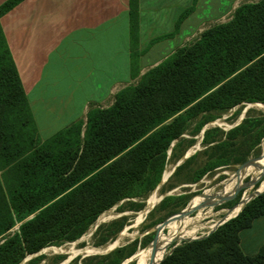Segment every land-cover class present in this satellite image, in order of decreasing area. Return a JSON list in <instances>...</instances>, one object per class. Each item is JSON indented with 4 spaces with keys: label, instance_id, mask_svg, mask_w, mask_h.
Instances as JSON below:
<instances>
[{
    "label": "trees",
    "instance_id": "1",
    "mask_svg": "<svg viewBox=\"0 0 264 264\" xmlns=\"http://www.w3.org/2000/svg\"><path fill=\"white\" fill-rule=\"evenodd\" d=\"M20 1H4L0 16ZM130 8L135 33L137 0H130ZM244 102L264 103V0L242 3L227 22L203 30L193 43L178 47L116 92L111 105L91 107L85 121L77 120L44 140L38 136L0 25V264H18L27 254L75 241L103 211L123 199L147 196L189 119L201 117L200 132L209 119ZM256 121L264 126L262 119L251 122ZM248 122L249 117L242 119L226 133L229 140L220 139L212 148L233 146ZM213 130L221 129L205 130L202 142ZM262 136L264 130L253 145ZM178 146L179 142L172 146V155ZM218 157L199 168L194 180L228 163V158ZM235 197L237 202L239 194ZM173 198L166 196L162 202ZM261 215L264 192L207 236L176 245L158 264H264V243L254 255H247L239 238V232ZM16 224L18 228L6 235ZM103 228L99 225L94 236ZM107 240L103 235L94 245ZM133 249L124 254L125 248H115L83 262L120 264ZM78 257L68 264H78Z\"/></svg>",
    "mask_w": 264,
    "mask_h": 264
},
{
    "label": "crops",
    "instance_id": "2",
    "mask_svg": "<svg viewBox=\"0 0 264 264\" xmlns=\"http://www.w3.org/2000/svg\"><path fill=\"white\" fill-rule=\"evenodd\" d=\"M6 0H0V5ZM240 0H137L132 33L130 0H22L0 25L39 133L44 140L91 107H107ZM254 255L264 243V215L239 232Z\"/></svg>",
    "mask_w": 264,
    "mask_h": 264
},
{
    "label": "rangeland",
    "instance_id": "3",
    "mask_svg": "<svg viewBox=\"0 0 264 264\" xmlns=\"http://www.w3.org/2000/svg\"><path fill=\"white\" fill-rule=\"evenodd\" d=\"M256 1L258 0H240L238 2V6H240L242 3L245 2H256ZM234 10H232L223 19L210 22L205 26L203 30L208 29L217 24L227 22L229 19H231ZM202 31L194 35L193 37L189 38L188 40H186V42H184L180 47L193 43L195 40H197L200 37ZM240 116H243V119L249 117L250 122H248L247 127L242 129L239 135L233 139V146H228L227 144L225 147L219 150H216L215 147L212 148V146H214V144H216L220 139L225 141L229 140L225 138L226 133L230 128H232L233 125L236 126L235 124H237ZM263 116H264V108L260 105L257 104L248 105V103L245 102L238 104L235 107L228 110L227 112L220 115V117L209 119V122H207L209 124L205 123L207 124L206 130L213 129L215 127H219L221 129L220 131L217 130L211 131L209 133V137H208L209 139L207 142H202L203 139L199 141L201 138V133L198 132V124L201 120L200 119L201 117H196V118L194 117L189 119L187 122V128L182 134V136L174 140L173 143L171 144L168 150V155L164 169L167 167L172 169L174 164L179 160L182 154H184L185 151L189 149L194 151L191 154V155L194 154V156L188 161H186L187 158L184 159L177 167L176 172L174 171L171 175H169L167 180L164 183L160 184L157 189H155L156 186L153 188V190H156L158 194V200L148 212H146L143 216H141L138 219V221L136 220L138 212L144 209L146 205L147 197L151 194L153 190L150 191L147 196L132 197L121 200L114 206L102 212V213L107 212L108 214H110V216H108L106 219L100 222H98L97 219L96 220L97 222L95 221V223L92 224L89 227V229L78 240L72 242H65L61 245L75 243L76 247H83L85 245H89L94 248H101V250H96V251H104L107 248L111 247V246L106 247L109 243L118 240L120 242L116 245V248L119 247L125 248L123 252L124 254H126L131 248H134L132 251L133 253L127 257H124L123 260L120 262V264H122V262L129 259L133 255L134 257L131 258L129 261H127L125 264H143L142 261L143 255H139L135 257V253L138 250L146 249L149 246L153 245L154 243L160 242V240L164 239L165 241H167L169 234L167 231L168 227L166 224L168 223L169 220H172L175 217L167 220L164 223L163 228H161V226L158 227L159 230L157 232L156 227L161 222L166 220L168 217L177 214L178 212L183 210L184 207L195 202L200 196L202 197L203 195L209 194L210 192L219 190L221 188V183L229 179L228 178L229 175L233 173L242 163L252 158H257V159L260 158V156L263 154L264 136L260 138L257 145H253V143L255 142L256 135L259 134L262 130H264L263 129L264 126L259 127V122L256 121L254 124H252L251 121H255V119L256 120L262 119V121L264 122ZM214 120H216V122H212ZM205 124H203L200 127V131ZM39 136L42 137L43 134L39 133ZM176 142H179L178 150L175 152V154L172 155L171 154L172 146ZM218 156H223L224 158H228V163L221 164L219 166L211 168L210 170H207L206 173H204L198 180H194L197 172L199 171V168L203 167L204 165L210 163L213 160H217L219 158ZM250 174L253 175V178L251 176H248ZM250 174L240 175L239 180L237 179V176H235L237 181H239V185L242 184L241 189L237 193L239 194V198L237 201L240 200L242 195L243 198L244 197L249 198L251 193L259 186L264 176L262 172H257L256 174L252 172ZM234 190H229L223 196L232 195ZM166 196H171L174 198L167 200L163 203L162 200ZM235 198L236 197H233L232 199L218 205L216 209L218 207H225L226 209H222L216 213H213L211 210L203 212L205 210V207L204 208L201 207L198 213L195 214L194 217L188 219L187 222L185 223L186 226L187 225L191 226V224L192 225L196 224L197 226L194 227H197V229L186 228L180 233L176 234V235H180L178 237L180 238L179 239L180 241L177 242L181 243L182 241L191 238L200 239L207 236L210 232L214 231L219 225H216L215 227H213V225L217 224L221 220V217H223V215L229 213V211L227 210L228 208L232 207L235 203H237L235 201ZM216 199L217 198L215 196V199H212V201H215ZM183 202H186L184 206H182ZM212 205L213 204H209V206ZM238 207L239 206L236 205L235 209H237ZM194 213H192L191 215H193ZM175 221L178 222L176 224L177 225L176 233H177V230L180 228V226L184 225L183 222L184 220L179 218L176 219ZM99 225L101 226L103 225L104 228L103 230H101L99 234L94 236L93 233ZM124 227H126V229L123 230L122 234L118 238H116L117 234L120 233ZM17 228H18V224H16L5 234L6 235L12 234ZM113 232L116 233L113 234ZM156 234H157L155 239L156 241L152 244H149L150 242H152ZM103 235L108 237V240L101 245L98 246L94 245V242L97 239L103 237ZM2 239L3 236L0 237V242L2 241ZM174 243L171 244V246L168 249V252L165 255L169 253ZM61 245L45 247L42 252L43 256L41 260L34 264H60L69 255H67L64 252L53 253V252H46L44 250L46 249L55 250L61 247ZM63 255L65 256L64 258H62ZM92 255L103 256L105 254L101 253V254H92ZM87 256L90 255H85L81 257L80 254L77 263L84 264L83 259ZM26 263L31 264L28 262ZM85 263L97 264V259L87 260ZM147 264H151V262Z\"/></svg>",
    "mask_w": 264,
    "mask_h": 264
},
{
    "label": "bare ground",
    "instance_id": "4",
    "mask_svg": "<svg viewBox=\"0 0 264 264\" xmlns=\"http://www.w3.org/2000/svg\"><path fill=\"white\" fill-rule=\"evenodd\" d=\"M257 105H260V106H262L264 108V105H262V104H257ZM241 166L242 167L239 168V173L238 174H236V172L231 173L229 175L231 177L229 179L225 180L222 183L221 188L219 190H216L214 192H210L209 194L203 195L202 197L200 196L195 202H193L192 204L186 206L185 209H184V212H187V211L191 210L193 206L195 207L200 202H203L204 196L210 195V197H213L216 194H220V195L223 196L229 190L236 189L238 187V185H239V181H237V179L239 180L240 175H246V174H250L252 172L255 173V174L257 172H262V170H264V144H263V154L261 155L260 158L254 160V161H251V162H249L247 164L241 165ZM170 171H171V168H168V167L165 168L164 169V176L168 177ZM235 176H237V179H236ZM248 176H251L253 178L252 174H250ZM263 190H264V176H263V178L261 180V183L257 187L256 192H262ZM250 196H249V198H250ZM249 198L248 197H244L243 198V195H242V198H241V200H240V202L238 204L239 207L237 209H235L236 206L231 208V209L228 208L227 210L229 211V213L226 214L225 218L234 216L236 213H238L240 208L243 206V203L246 200H248ZM157 200H158V194H157L156 190H153L151 192V194L147 197L146 205H145L144 209H142L141 211L138 212L136 220L138 221V219L141 216H143L147 212V210L151 209L153 207V205L157 202ZM200 209H201V207L193 215L195 216V214H197ZM193 215H191L189 217L188 216H184V217L181 218L182 220H184L183 221L184 225L180 226V228L177 230V233H176V227H177L176 224L178 222L175 221L176 217L174 219H172V220H169L168 223L166 224L167 227H168L167 231H168V234H169V236L167 238V241H165L163 239V240H160V242L154 243L153 245L149 246L146 249L138 250L135 253V257L139 256V255H143V257H142L143 258V260H142L143 264H147V263H150V262H151V264H154V263H157L158 261H160L164 257V255L168 252V249L171 246V244H173L174 242L180 241L179 240L180 238H178L180 235H176V234L180 233L181 231H183L186 228H190V229L191 228H195V229H197V227H194V226H197L196 224L195 225L191 224V226H189V225L186 226V224H185L188 219L194 217ZM108 216H110V214H108L107 212H104V213L99 215L97 221L100 222V221L106 219ZM225 218H221V220L217 224H214L213 227H215L216 225L221 223ZM176 238H178V239H176ZM119 242L120 241L117 240L114 243L113 242L112 243L113 244H118ZM112 243H109L106 247L112 246L113 245ZM92 250H94V251L101 250V248H94V247L89 246V245H85L83 247H76L75 243H69V244H66V245H61V247H59V248H57L55 250L46 249L44 251L53 252V253L64 252L67 255L71 256V255L78 254V253L84 254V253H87V252L92 251ZM20 264H27V263L22 262Z\"/></svg>",
    "mask_w": 264,
    "mask_h": 264
},
{
    "label": "water",
    "instance_id": "5",
    "mask_svg": "<svg viewBox=\"0 0 264 264\" xmlns=\"http://www.w3.org/2000/svg\"><path fill=\"white\" fill-rule=\"evenodd\" d=\"M250 104H262V105H264V103H262V102H252V103H248V105H250ZM242 119H243V116H240V118H239L237 124H238ZM212 122H216V120H214V121H212ZM207 124H209V123H207ZM207 124H205V125L203 126V128L201 129V131H200V133H201V138H200L199 141L202 140V137H203L204 131L206 130V125H207ZM237 124H235V125H237ZM233 126H234V125H233ZM233 126H232V127H233ZM197 146H198V145H197ZM192 152H194V151H193V150H190V149L187 150V151H185V153L182 154V156L179 158V160L174 164V166H173V168L171 169L169 175H171V174L175 171L176 167L179 166L180 163H181L184 159H186L188 156H190V155L192 154ZM260 157H261V156H260ZM256 159H257V158H252V159L247 160L246 162L242 163L241 165L247 164V163H249V162H251V161H254V160H256ZM241 165H240V166L234 171V172H236V174L239 173V168L242 167ZM262 169H263V168H262ZM262 174H264V170H262ZM169 175H168V176H169ZM230 177H231V176H229L228 178H230ZM167 178H168V177L164 176V171H163L162 176H161V178H160L158 184L156 185L155 189H157V188L159 187L160 184L164 183V182L167 180ZM253 183H254V182H253ZM221 185H222V183H221ZM241 187H242V184L239 185V186L234 190L233 194H232V195H229V196H222V195H220V194H216V195H214V196H216V198H217L215 201H212V199H215V197H210V195L204 196V200H203V202H200L199 204H197V205H196L194 208H192L191 210H189V211H187V212H184V209H185V207H184L183 210H181V211L178 212L177 214H174V215L168 217V218H167L166 220H164L163 222H161V223L156 227V228H157V232H158V230H159L158 227L161 226V228H163V225H164V223H165L167 220H169V219H171V218H173V217H176V219H179V218H182V217H184V216H191V214L194 213V212H196L200 207H203V208L205 207V210H204L203 212L208 211V210H211L213 213H216V212H218V211H220V210H222V209H226L225 207H218V208L216 209V207H217L218 205H220V204H222V203H224V202H226V201L232 199L233 197H235V195L239 192V190L241 189ZM256 189H257V188H256ZM256 189L251 193L250 198H249L248 200H246V201L243 203V206H244L249 200H251L252 198H254L255 196H257L258 194L264 192V191H262V192H256ZM241 198H242V197H241ZM241 198H240V200H241ZM240 200L237 201V203H235V204H234L232 207H230L229 209H231V208L235 207L236 205H238L239 202H240ZM210 202H213V203H210ZM209 204H213V205H212V206H209ZM243 206H242V207H243ZM242 207L240 208V210L238 211V213L241 211ZM149 210H150V209H149ZM149 210H147V212H148ZM238 213H236L234 216H236ZM193 216H194V215H193ZM225 216H226V215H223V217H221V218H225ZM234 216H231V217H227V218H225V219H224L221 223H219L218 225L224 223L225 221H227L228 219H230V218H232V217H234ZM30 217H32V215H31ZM178 217H179V218H178ZM97 219H98V218H97ZM97 219H96V220H97ZM135 223H136V221H135ZM125 229H126V227H124V228L121 230V232L117 234L116 238H118V237L122 234L123 230H125ZM156 236H157V234H156L155 237L153 238L152 242H150L151 244L155 242ZM79 238H80V237H79ZM79 238H78V239H79ZM78 239H77V240H78ZM193 239H194V238L187 239V240H184V241H189V240H193ZM195 239H197V238H195ZM114 242H115V241H113V243H114ZM113 243H112V244H113ZM150 243H149V244H150ZM178 244H180V243H179V242L174 243V245L171 247L169 253H170V252L173 250V248H174L176 245H178ZM116 245H117V244H113V246H111L110 248H107V249L104 250V251H94V250L89 251V252H87V253L81 254V257H83V256H85V255H92V254H101V253L107 254V253H109L110 251H112L113 249H115V248H116ZM42 252H43V249H41V250H39L38 252L33 253V254H27V255H25V256L22 258V260H21L18 264H20V263H22V262H25V263L28 262L32 257H35V256L41 254ZM169 253H168V254H169ZM78 255H80V253H78V254H74V255H71V256H68V257H66V258H65L60 264H68V263H69V262H70L75 256H78ZM133 257H134V255H133L132 257H130L129 259L125 260L124 262H122V264H125L127 261H129V260H130L131 258H133ZM163 258H164V257H163ZM163 258H162V259H163ZM162 259H161V260H162ZM161 260H160V261H161ZM160 261H158L157 263H154V264H158Z\"/></svg>",
    "mask_w": 264,
    "mask_h": 264
}]
</instances>
